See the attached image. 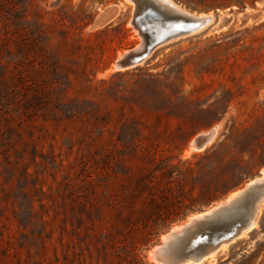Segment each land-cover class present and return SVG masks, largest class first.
<instances>
[{
  "label": "rangeland",
  "instance_id": "1",
  "mask_svg": "<svg viewBox=\"0 0 264 264\" xmlns=\"http://www.w3.org/2000/svg\"><path fill=\"white\" fill-rule=\"evenodd\" d=\"M175 2L212 18L117 68L132 2L0 0V264H156L171 225L262 177L264 0ZM200 264H264V203Z\"/></svg>",
  "mask_w": 264,
  "mask_h": 264
},
{
  "label": "water",
  "instance_id": "2",
  "mask_svg": "<svg viewBox=\"0 0 264 264\" xmlns=\"http://www.w3.org/2000/svg\"><path fill=\"white\" fill-rule=\"evenodd\" d=\"M132 1L137 10L134 11V22L138 24L144 40L116 58L117 68H126L144 60L161 42L188 28L187 18L181 20L180 17L163 14L146 0ZM115 12L114 7L105 10L94 19L91 26L101 25ZM143 17L145 20L141 22ZM202 18L208 16L203 15ZM212 133L210 129L197 134L192 140L195 148H204ZM260 185V182L248 183L231 198L228 199L226 195L216 204L192 213L183 221L175 223L180 225L179 229L173 227L175 224L171 225L149 251L154 263L199 264L216 253L222 242L236 237L240 227L250 223L257 201L255 190Z\"/></svg>",
  "mask_w": 264,
  "mask_h": 264
},
{
  "label": "bare ground",
  "instance_id": "3",
  "mask_svg": "<svg viewBox=\"0 0 264 264\" xmlns=\"http://www.w3.org/2000/svg\"><path fill=\"white\" fill-rule=\"evenodd\" d=\"M127 1L132 2L133 6H134V11H135V10H136V4H135V2L132 1V0H127ZM146 1L152 3L154 6H156V4L158 3V4L160 5V7L164 8V9H166V10H170V11L174 12V14L171 15V16H173V17H180L181 20H186V18H187L188 28H187L186 30H183V31L177 33V34H183V33H187V32L194 31L195 29H197V28H199V27L205 25L206 23H208L209 20H211V18H212L211 14L205 15V16H208V18H202L203 15H197V16L189 15V14L186 13V11H184V10H183V9H182V8L176 3V2H175V0H146ZM154 3H156V4H154ZM158 4H157V5H158ZM156 7H157V6H156ZM136 11H137V10H136ZM175 12L180 13V14H176V15H175ZM169 16H170V15H169ZM144 20H145L144 17L140 19L141 22H142V21L144 22ZM134 23H135L136 26L138 25L136 22H134ZM133 29H134V28H133ZM134 30H136V29H134ZM177 34H176V35H177ZM143 40H144V39H143V37H142V39H141V41H140L139 44H141V43L143 42ZM121 55H122V54H121ZM121 55H120V56H121ZM120 56H119V57H120ZM140 62H141V61H140ZM138 63H139V62H138ZM135 64H137V63H135ZM132 65H134V64H132ZM130 66H131V65H130ZM212 135H213V133H212ZM211 137H212V136H211ZM211 137H210V139H211ZM192 146L195 148V146H194L193 143H192ZM196 149H197V148H196ZM261 176H262V177H258V178L253 179V180H251V181L249 182V183H252V182H260L261 185H260L259 187H257L256 190H255V193H256V195H257V201H256V203H255V205H254L253 216H252V218H251V220H250V223H249L247 226L242 225V226L240 227V231H239V233H238L237 236H239V235L242 233V231H243L244 229H246L247 227H249V226L253 223V221H254V217H255V214H256L257 211H258V206H259V204H260V203H264V179H262V178H264V168L261 170ZM238 190H239V189L230 192V193L227 195V196H228V199L231 198V197L234 195V193L237 192ZM251 209H252V208H250V210H251ZM198 214H199V213H198ZM189 218H190V217H189ZM173 227H174L175 229H179V228H180V225L175 224ZM237 236H236V237H237ZM236 237H234V238H236ZM234 238H232V239H230V240H227V241H225V242H222V243L219 245V247H221L222 244H226V243L230 242V241L233 240ZM149 259H150L151 261H153V259L151 258V256H149ZM199 264H200V263H199Z\"/></svg>",
  "mask_w": 264,
  "mask_h": 264
},
{
  "label": "trees",
  "instance_id": "4",
  "mask_svg": "<svg viewBox=\"0 0 264 264\" xmlns=\"http://www.w3.org/2000/svg\"><path fill=\"white\" fill-rule=\"evenodd\" d=\"M180 216L178 214H175V216L173 217V219H177L179 218ZM168 221H171V220H168Z\"/></svg>",
  "mask_w": 264,
  "mask_h": 264
}]
</instances>
